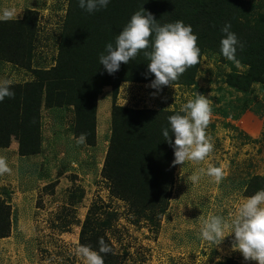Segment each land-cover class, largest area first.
I'll use <instances>...</instances> for the list:
<instances>
[{
    "label": "rangeland",
    "instance_id": "1",
    "mask_svg": "<svg viewBox=\"0 0 264 264\" xmlns=\"http://www.w3.org/2000/svg\"><path fill=\"white\" fill-rule=\"evenodd\" d=\"M244 1L257 16L264 15V0ZM69 2L0 0V12L14 10L12 17L0 20L19 21L24 12L38 17L31 67L48 69L53 64ZM30 69L0 62V81L25 82L35 77ZM247 72L248 66L205 50L191 85L171 84L159 90L150 83L119 85L116 105L135 110L176 114L195 93L212 101L206 133L214 143L213 151L204 161L176 165L162 214L145 203L132 209L130 201L112 192L113 184L102 174L113 129L110 87L98 94L101 110L95 115L92 143H76L80 134L73 129V106L48 109L42 104L39 151L21 156L18 137L13 135L21 129L7 126L6 111H1L0 139L8 131L12 134L7 146L0 148L9 168L0 173V226L6 225L7 230L0 238V264H86L75 250L81 245L80 230L87 214L97 232L94 250L99 251L101 238L111 248L101 253L104 264H257L233 249V234L226 232L220 244L200 235L207 217L222 215L230 220L244 197L264 188L260 180L264 178V81L246 80L245 86L238 87L228 82L230 75L242 77ZM209 165L222 168L219 182L206 174L198 183L189 179Z\"/></svg>",
    "mask_w": 264,
    "mask_h": 264
},
{
    "label": "trees",
    "instance_id": "2",
    "mask_svg": "<svg viewBox=\"0 0 264 264\" xmlns=\"http://www.w3.org/2000/svg\"><path fill=\"white\" fill-rule=\"evenodd\" d=\"M249 5L244 0H110L106 8L88 13L79 7V0H70L58 33L55 65L32 69L34 80L11 85L14 95L0 102V112L6 111L7 126L21 129L13 134L18 137V154L27 156L39 151L38 114L42 104L48 109L73 106L74 131L86 133L87 141L92 143L96 131V96L103 87L111 86L113 129L110 154L104 158L102 174L113 184L112 192L130 201L132 209L137 210L135 205L139 203L150 204V210L162 214L177 165L173 163L174 149L165 142L162 129L168 127L171 135L168 117L174 113L116 105L121 82L150 83L154 79L147 68L149 60L143 54L151 51V44L111 75L100 65L99 55L105 52L106 43L115 44L116 36L130 17L143 8L161 25L175 21L191 25L198 37L200 57L209 50L225 58L220 51L223 35L220 29L230 22L231 31L244 43L236 55L242 65L248 66V72L242 77L230 75L229 84L238 87L245 86L247 81H264V15L257 16ZM31 15L24 12L19 21L0 20V62L15 68H31L38 36V17L35 12ZM198 66L199 62L186 68L171 84H193ZM11 134L8 131L0 139V148L7 146ZM260 180L264 185V178ZM83 222L79 242L94 249L97 232L89 214ZM6 232V225L2 224L0 238Z\"/></svg>",
    "mask_w": 264,
    "mask_h": 264
},
{
    "label": "clouds",
    "instance_id": "3",
    "mask_svg": "<svg viewBox=\"0 0 264 264\" xmlns=\"http://www.w3.org/2000/svg\"><path fill=\"white\" fill-rule=\"evenodd\" d=\"M109 3L110 0H79V7L88 13H93L106 8ZM13 15L14 10L12 9H4L0 12V18H10ZM231 28V23L225 22L220 29L223 33L220 40V51L223 57L239 65L240 61L236 54L238 49L244 48V43L235 32L231 31ZM150 37H152L151 41ZM197 39L191 25H187L183 21L161 25L157 23L151 13L141 8L134 12L116 36L115 44L106 43L105 52L99 55V63L109 75L114 74L120 69L122 63L127 64L141 50L148 49L151 44V51H144L143 54L149 60L148 71L154 74V79L150 82L149 87L159 90L161 86L171 85L185 72L186 68L199 62L201 49L197 45ZM57 55L58 50L53 64L48 69L55 65ZM32 69L42 68L31 67L30 74H32ZM32 80L34 77L31 75V78L25 82ZM10 85L11 81H0V102L5 97L14 95ZM105 87L111 88V86ZM97 104L95 115L101 110ZM211 104L212 101L209 98L203 94L195 93V98L182 105L180 112L168 117L171 135L168 127L162 129V135L165 142L170 143L174 149V164H183L186 160L204 161L213 151L214 143L206 133L212 114ZM111 107L112 99L110 123ZM172 137L174 140L171 139ZM86 140L87 134L80 133L76 138V143L84 144ZM8 171L6 158L0 156V173ZM201 174L213 177L219 182L223 177V170L221 167L209 165L207 169H199L193 173L189 179L193 183H198ZM226 232L228 235L233 234L232 247L239 251L245 260L264 264V188L244 197L243 202L238 205L230 220H226L222 215H210L203 221L200 229L203 239L217 244H220L228 236L225 234ZM99 244V251L92 249L89 245H79L75 251L77 255L84 258L86 264H104V257L101 253H109L111 248L102 238Z\"/></svg>",
    "mask_w": 264,
    "mask_h": 264
}]
</instances>
